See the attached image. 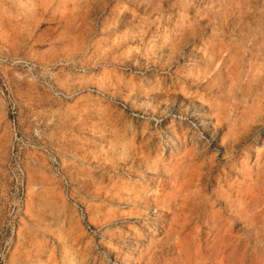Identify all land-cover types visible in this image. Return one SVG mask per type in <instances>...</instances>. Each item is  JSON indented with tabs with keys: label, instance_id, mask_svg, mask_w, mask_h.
<instances>
[{
	"label": "rangeland",
	"instance_id": "1",
	"mask_svg": "<svg viewBox=\"0 0 264 264\" xmlns=\"http://www.w3.org/2000/svg\"><path fill=\"white\" fill-rule=\"evenodd\" d=\"M0 264H264V0H0Z\"/></svg>",
	"mask_w": 264,
	"mask_h": 264
},
{
	"label": "built area",
	"instance_id": "2",
	"mask_svg": "<svg viewBox=\"0 0 264 264\" xmlns=\"http://www.w3.org/2000/svg\"><path fill=\"white\" fill-rule=\"evenodd\" d=\"M52 90H53V93L56 95V96H59V97H63V98H68L69 95H66L64 92L56 89L54 86L52 87ZM14 109V108H13Z\"/></svg>",
	"mask_w": 264,
	"mask_h": 264
},
{
	"label": "bare ground",
	"instance_id": "3",
	"mask_svg": "<svg viewBox=\"0 0 264 264\" xmlns=\"http://www.w3.org/2000/svg\"><path fill=\"white\" fill-rule=\"evenodd\" d=\"M183 30H184V29H183ZM185 30H186V29H185ZM186 31H187V30H186ZM193 31H194V30H193ZM187 32H188V31H187ZM193 33H194V32H193ZM190 34H191V33H190ZM192 35H193V34H192ZM171 38H172V37H171ZM180 39H181V38H180ZM167 42H168V41H167ZM169 42H170V41H169ZM178 42H179V41H178ZM182 43H183V42H182ZM168 44H170V43H168ZM171 44H172V43H171ZM177 47H178V46H177ZM176 54H177V53H176ZM162 183H163V182H162ZM163 184H164V183H163ZM159 190H160V188H159ZM159 192H160V191H159ZM141 194H142V193H141ZM139 197H140V196H139ZM176 198H177V197H176ZM176 198H175V199H176ZM175 199H174V200H175ZM139 200H140V199H139ZM177 200H178V199H177ZM169 201H170V199H169ZM173 202H174V201H173ZM146 204H147V203H146ZM169 205H170V203H169ZM176 205H177V204H176ZM176 209H177V208H176Z\"/></svg>",
	"mask_w": 264,
	"mask_h": 264
}]
</instances>
